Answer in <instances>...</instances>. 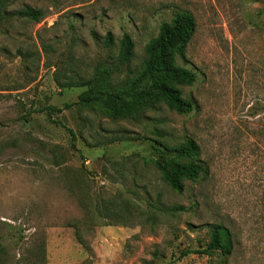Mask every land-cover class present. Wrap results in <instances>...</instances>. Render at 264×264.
Returning <instances> with one entry per match:
<instances>
[{
  "label": "rangeland",
  "instance_id": "1",
  "mask_svg": "<svg viewBox=\"0 0 264 264\" xmlns=\"http://www.w3.org/2000/svg\"><path fill=\"white\" fill-rule=\"evenodd\" d=\"M3 1L12 15L0 20V264H264V0ZM25 8L45 16L15 14ZM178 10L196 21L178 58L198 76L181 87L195 110L158 102L137 120L113 119L76 104L86 88L77 81L116 61L123 32L134 56L115 84L140 72L147 41ZM48 105L61 108L55 122ZM188 137L209 174L178 193L151 143ZM212 223L227 228L228 255L193 252Z\"/></svg>",
  "mask_w": 264,
  "mask_h": 264
},
{
  "label": "trees",
  "instance_id": "2",
  "mask_svg": "<svg viewBox=\"0 0 264 264\" xmlns=\"http://www.w3.org/2000/svg\"><path fill=\"white\" fill-rule=\"evenodd\" d=\"M20 17L38 22L45 16L40 9L25 8L15 12ZM12 12L6 10L4 1L0 0V20ZM196 21L188 10H178L173 13L170 21H163L157 34L151 37L145 45L146 56L140 72L133 78L115 84L111 80L114 70L127 64L134 56V42L129 33L123 32L119 40L116 61L108 64H98L87 79H81L76 84L85 86L79 95L76 104L85 107L98 106L113 119H134L146 109L162 102L169 109L178 113H191L195 104L183 96L182 86L192 85L198 76L195 70L180 64L183 62L187 46L195 32ZM106 46L113 44V35L110 31L104 36ZM58 81L57 75L55 76ZM62 87L70 85L60 83ZM70 103H65L69 107ZM46 111L51 122L52 112L61 108L48 105ZM154 163L161 178L173 190L181 193L185 180H197L209 174L208 165L200 159V147L192 138H186L177 145H163L151 143ZM184 209L183 206L172 208ZM209 241L204 249L195 250L196 253L219 251L228 255L232 250L230 234L221 223H212L209 227ZM4 246L0 241V258ZM191 251L182 252L185 255Z\"/></svg>",
  "mask_w": 264,
  "mask_h": 264
}]
</instances>
